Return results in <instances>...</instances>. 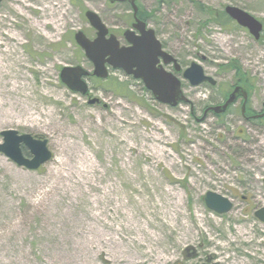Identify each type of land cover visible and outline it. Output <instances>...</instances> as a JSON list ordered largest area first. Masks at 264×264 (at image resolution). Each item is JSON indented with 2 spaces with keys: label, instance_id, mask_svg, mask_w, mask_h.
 <instances>
[{
  "label": "rangeland",
  "instance_id": "obj_1",
  "mask_svg": "<svg viewBox=\"0 0 264 264\" xmlns=\"http://www.w3.org/2000/svg\"><path fill=\"white\" fill-rule=\"evenodd\" d=\"M198 2L205 10L190 0L138 4L184 68L196 62L214 75L238 62L261 108L264 47L212 13L236 5L264 20V0ZM87 10L118 35L133 21L129 4L108 0L0 6V143L3 130L16 129L46 138L54 154L29 170L0 152V264H264V222L255 215L264 207V128L236 114L204 118L216 98L183 74L189 103L177 106L111 68L106 79L88 78L89 95L72 91L64 66L94 70L75 40L78 31L96 37ZM209 191L233 209L208 208Z\"/></svg>",
  "mask_w": 264,
  "mask_h": 264
},
{
  "label": "water",
  "instance_id": "obj_2",
  "mask_svg": "<svg viewBox=\"0 0 264 264\" xmlns=\"http://www.w3.org/2000/svg\"><path fill=\"white\" fill-rule=\"evenodd\" d=\"M3 0H0V4ZM138 0H110V2H129L133 7L135 16L138 13ZM226 12L240 25L247 27L258 38L263 25L256 17L244 9L228 5ZM91 25L97 30L95 39H90L83 31L75 35L77 43L84 49L86 57L93 63V75L99 78L109 76V67L122 69L126 74L132 75L136 79H141L146 87L152 91L154 97L161 103L177 106L180 102H188L189 99L184 94L181 80L171 72H167L159 63V56L165 58L166 63L177 60L168 52L162 49L160 40L156 37L153 29H146V23L137 19L134 27L145 31L149 38L134 36V30L126 32L129 46H121L117 37L112 34L109 38V29L98 13L89 10L86 13ZM167 57L169 59H167ZM91 74L82 65L64 66L60 76L64 84L74 92L83 95L89 93L87 77ZM184 77L189 79L192 85H199L205 81L215 84L212 77L206 76L203 67L193 62L184 72ZM235 99V93L223 107H212L215 112L226 109ZM99 98L89 100L90 104L99 102ZM3 142L0 143V152L17 165L29 170H38L53 158V152L48 146V140L42 136H34L31 133H20L16 129H6L1 132ZM29 152L27 156L23 150ZM205 202L211 210L219 214H224L233 209V202L226 196L217 192L209 191L205 195ZM255 215L264 222V207L256 210Z\"/></svg>",
  "mask_w": 264,
  "mask_h": 264
},
{
  "label": "flooded vegetation",
  "instance_id": "obj_3",
  "mask_svg": "<svg viewBox=\"0 0 264 264\" xmlns=\"http://www.w3.org/2000/svg\"><path fill=\"white\" fill-rule=\"evenodd\" d=\"M132 16H133V21L131 23V26L124 28L122 33L121 31L118 32L120 33V35L113 33L109 29V34L107 37L109 38L110 35L112 34L116 35L118 40L120 41L121 46L130 45L126 37V32L128 30H134L135 32V34H133L134 36H139L146 39L149 38L150 36L147 35L145 31H141L134 27V23H136L137 19H139L141 22L146 23V29L152 28L155 31L156 37L161 41L162 49L165 52H168L173 55V53H171L168 50V47L166 46V42L161 40V38L159 37V33H157V30L150 25V23L148 22V18L145 15H143V12L137 14V16H135V14L133 13ZM258 19L261 21L263 25V29L261 30L258 38L250 31L249 28L246 27H242V28H244L246 31L249 32L250 36L255 40L257 44L262 45L264 47V20H261L260 18ZM95 32L97 33L96 30ZM175 58L177 59L176 63L174 61L166 63L165 58L159 56L158 65H161L167 72H171L176 76L180 77V74L184 75V71L187 68L183 67L184 66L183 63H181L177 57ZM167 59L169 58L167 57ZM224 65L223 64L219 65L214 75L205 72L207 76H211L214 78L215 84H212L210 81H205L200 84L203 85L206 90H209V92L212 91L211 98L214 99V101L216 98L215 103L212 102V104H208L207 106H205L203 117L205 118L210 114H213L219 120H223L229 115L231 116L232 114H236L242 118V121L250 124L255 123L264 128V99L262 100V104H261L262 107L258 108L257 105L259 104V100L258 98L255 100V97H257L256 96L257 89L254 84V78L247 71L241 68H240L241 70H239L238 62L237 64L234 63L233 65L235 66L228 70L223 69ZM236 65L238 66V68L236 67ZM227 74H231V80L230 82H228L229 84H225L223 82V80H225V75ZM182 86H183V82H182ZM234 93H235V99L230 105L226 107V109L220 112H215L212 109V107H223ZM263 182H264V178H263Z\"/></svg>",
  "mask_w": 264,
  "mask_h": 264
},
{
  "label": "trees",
  "instance_id": "obj_4",
  "mask_svg": "<svg viewBox=\"0 0 264 264\" xmlns=\"http://www.w3.org/2000/svg\"><path fill=\"white\" fill-rule=\"evenodd\" d=\"M163 1V0H162ZM164 1H166V0H164ZM191 2H193L195 5H196V7L199 9V10H205L204 8H202L203 6H202V3H199L198 2V0H190ZM167 3V2H166ZM210 13H211V10L209 11ZM219 14H220V17H218V14L217 13H212V15H214V17H213V19L216 21V22H218V23H220V24H225L224 22H222V21H225V20H227V21H230V19L227 17V15H226V13H225V11H222V12H219ZM237 63V62H236ZM234 64V62L232 63V64H230V65H224L223 66V69H231L232 67H234L235 65H233ZM236 67L238 68V66L236 65ZM239 70H240V66H239V68H238ZM127 87V88H126ZM119 88L122 90V91H125L126 93H127V91H129V87L128 86H126L125 85V83H120V85H119ZM127 90V91H126ZM122 94H124V95H126L124 92L122 93ZM24 151H25V153L28 155V151L26 150V149H24Z\"/></svg>",
  "mask_w": 264,
  "mask_h": 264
}]
</instances>
